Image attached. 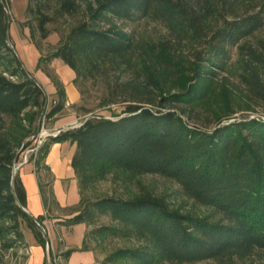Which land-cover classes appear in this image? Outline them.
I'll use <instances>...</instances> for the list:
<instances>
[{"label":"trees","instance_id":"trees-1","mask_svg":"<svg viewBox=\"0 0 264 264\" xmlns=\"http://www.w3.org/2000/svg\"><path fill=\"white\" fill-rule=\"evenodd\" d=\"M78 13L82 19L69 26L50 55L39 57L37 69L60 58L74 70L75 83L99 76L105 85L100 104L119 107L48 136L31 159L37 168L46 167L51 145L70 141L76 145L71 165L81 203L109 177L137 190L127 198L86 202L56 223L87 225L80 250H95L90 236L134 241L99 264H264V116L228 117L264 106V38L257 37L264 31V0H27L23 25L41 48L40 40L58 31L49 24ZM147 18L162 22L170 37L141 40L118 24ZM184 47L190 55L183 54ZM46 74L57 90L50 108L44 87L17 52L0 0V264L5 252L27 246L24 224L46 247L37 220L44 225L52 208H61L52 182L41 180L47 214L26 212V189L19 174L13 175L16 161L34 145L39 122H46L42 117L66 108L63 83ZM214 104L224 113H214L213 127L182 116ZM146 174L177 182L213 213L175 207L143 184ZM101 215L116 224L89 230Z\"/></svg>","mask_w":264,"mask_h":264},{"label":"rangeland","instance_id":"rangeland-1","mask_svg":"<svg viewBox=\"0 0 264 264\" xmlns=\"http://www.w3.org/2000/svg\"><path fill=\"white\" fill-rule=\"evenodd\" d=\"M5 3L7 6L8 14L10 15V21H11L10 34L12 36L14 45L17 49V52L24 61L27 69L34 75V77H36L39 83H41L42 86L44 87L47 96L48 108H50L51 104L53 103V100L57 98V95L53 97L52 94L50 96L48 92L50 91V84L52 83H50L51 79L46 74V72L49 71L53 76H57L58 79L61 80V82L63 83L64 87H65L64 81H67L69 76L72 77L75 76L74 77L75 79L76 74L74 70L71 69L60 58H57L56 61L52 64V61L54 60L53 59L49 64L44 66V70L37 69L39 57L41 55L42 56L50 55L58 47L61 37L67 33L69 26L76 23L78 20L82 19L83 14L78 13L75 16L68 17L65 20H61L53 24H49V27L51 29L58 31H53L47 39L40 40L41 48H38L30 38L29 27L23 25V23L27 19L26 16L27 0H5ZM118 24H121V26H123L126 30L133 32L136 35V37L141 40L157 43L163 40H167L170 37L168 28L162 22L152 18L126 21L124 23L118 21ZM257 37L264 38V31L259 32L257 34ZM184 49L185 50H183L184 51L183 54L186 56L190 55L191 52L189 48L184 47ZM109 75H110V79L113 80L115 76L114 72H109ZM128 76H129L128 72L124 73V77H128ZM43 83L47 85L49 89H47ZM75 84L80 92L81 99L77 105L72 106V109H69L68 111L67 110L62 111L60 113L61 116L59 115L60 119L65 118V120H79L83 122L85 119L89 117H94L96 115L110 116L112 110L119 107L118 104H113L110 106H102L100 104L101 95L105 87L104 81L101 77L98 76L96 79L92 81H84L82 79H79ZM168 108H172V107L169 106ZM181 108L182 107L180 106L174 107V109L178 110L179 112H181ZM88 110L90 111L88 112ZM199 110L200 112L197 113L196 115L195 114L190 115V113L188 112L182 116L185 118V120L194 122L196 124H200L202 126H207V127H213L216 123L215 114L224 113L221 104L218 105L214 104L211 109H199ZM253 115L264 116V106H258L255 111L239 110L238 112L228 117H230V120H234L235 118L240 119L243 117L253 116ZM42 120H46V122H43V125H45V128L50 131L61 128L59 127L55 129H50L49 127L50 125L48 124V122L49 120H57V118L55 117L48 118L46 116H43ZM34 146L35 145L30 146L22 153L19 162H24L26 156L28 161H34V158L31 159L33 152L30 151ZM35 154L37 155V150L36 152H34V155ZM41 168H43V170L45 171L48 170V173H46L48 178L46 177V180L53 182L51 174L49 173V169H46L44 167ZM71 168L73 169L72 165ZM71 180L72 179H68L70 183ZM140 180L155 195L167 197L168 200L173 202V205L175 207L182 208L184 212H193L196 214L213 213L212 208L201 205L197 203L193 198L187 196L182 191L180 185L171 179H168L159 174H146L141 176ZM74 187H77L76 181ZM134 190L136 191L137 188L133 186H125L124 183H121V181H116L113 178L109 177L108 179L99 182L90 190H88L86 192V199L84 202L81 203L80 200L78 205L68 207L65 209L54 207L52 208L51 213L55 214V211H57V213H72L77 211L78 209H81L86 202L94 201L99 198L107 197V196H117V197L127 198L132 194V191L134 192ZM113 224H116V222H114L110 216L101 215L97 218L96 223L89 227V230H92L94 227L97 226L113 225ZM25 226L27 225L24 224V227ZM78 235L79 232H74L71 233L69 236L66 235L65 238L67 240L71 238L72 240L76 241ZM101 239L97 241L90 236L89 244L92 248L95 249V251L101 257H103V260L106 258V256H108L116 249L127 247L134 244V241L126 240L115 236H107ZM77 256H84V255H76L75 259H73V261L76 264L82 258V257L78 258ZM11 259H12V253L10 251L5 252L1 264H18L17 262H14V259L13 260ZM103 260H101V262ZM50 264H56L52 254H51ZM190 264H216V263H214L213 261H202V262L190 263Z\"/></svg>","mask_w":264,"mask_h":264},{"label":"crops","instance_id":"crops-1","mask_svg":"<svg viewBox=\"0 0 264 264\" xmlns=\"http://www.w3.org/2000/svg\"><path fill=\"white\" fill-rule=\"evenodd\" d=\"M57 59V58H56ZM54 59L52 64L56 61ZM75 77V76H74ZM74 77L69 76L67 81H64L65 90L67 94V103L64 111L72 109L73 105H77L81 99L80 92L74 83ZM50 91L49 94L54 97L56 94V87L50 80ZM44 84V83H43ZM45 85V84H44ZM47 89V85H45ZM61 114L55 116L57 120H49L48 124L50 129L59 128L65 126L75 120H65L60 119ZM59 117V119H58ZM76 145L72 144L70 141L65 142H56L51 145V148L44 160L46 169H49V173L52 177V187L55 193L56 200L58 201L61 208H68L76 206L81 200V195L78 187V180L75 175L74 169L71 168V161L73 154L75 152ZM22 163L17 173L19 174L24 187L27 192V206L26 210L34 217H39L41 215H46L47 210L43 201L40 182L41 180H46L48 178V170H43V168H37L34 161H24ZM68 179H72L71 183ZM48 181V180H46ZM75 181L77 187L75 186ZM74 214L72 213H51V217H47L44 221V225L49 236L50 242V255L57 260L59 264H76L73 259L76 255L82 257L77 264H99L103 257H101L95 250H80L82 248L85 235L87 233L88 227L85 223H78L71 226H66L62 224H57L58 220L71 217ZM23 231L25 234V240L27 242V247L30 250V254L27 256H20L19 249L13 250L12 259L17 258L18 264H47V251L46 247L40 244L33 231L27 226H23ZM79 232V235L76 238V241L69 238H65L66 235L71 233ZM69 249H77L73 251L71 255L66 260L59 259L62 254Z\"/></svg>","mask_w":264,"mask_h":264},{"label":"built area","instance_id":"built-area-1","mask_svg":"<svg viewBox=\"0 0 264 264\" xmlns=\"http://www.w3.org/2000/svg\"><path fill=\"white\" fill-rule=\"evenodd\" d=\"M257 115H253L251 117H256ZM82 124V121H79V120H75L59 129H56V130H53V131H50L48 129L45 128V125L42 126L41 130L39 131L38 135L34 138V142H35V146L30 150L31 152H36V150L38 149V147L44 143V141L47 139L48 136H56L58 134H60L62 131H66V130H69V129H74V128H77L79 126H81ZM28 151V152H30ZM25 161H28L27 160V156L25 158ZM50 245H46V251H47V259H48V264L51 263V255H50ZM10 252H13V250H10ZM30 254V250L29 248L26 246V247H22V248H19V255L20 256H27ZM14 262H17L18 263V260L17 258H15ZM55 262L56 264L57 263V260L55 259Z\"/></svg>","mask_w":264,"mask_h":264},{"label":"water","instance_id":"water-1","mask_svg":"<svg viewBox=\"0 0 264 264\" xmlns=\"http://www.w3.org/2000/svg\"><path fill=\"white\" fill-rule=\"evenodd\" d=\"M6 9H7V6H6ZM7 16H8V26H9V34H10V29H11V21H10V15L8 14V10H7ZM42 128V124L39 122V131L41 130ZM39 133V132H38ZM38 135V134H37ZM36 135V136H37ZM35 136V137H36ZM22 163H20L19 161H16L15 165H14V172H13V175L15 176L17 174V171H18V168L19 166L21 165ZM18 204H20V201L18 200ZM23 207V206H22ZM23 209L27 212L26 210V207H23ZM37 223L38 225L40 226V228L44 231V233L46 234V245H50V242H49V236L47 235V231L45 229V226L37 220ZM48 264V263H47Z\"/></svg>","mask_w":264,"mask_h":264}]
</instances>
